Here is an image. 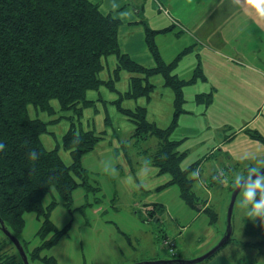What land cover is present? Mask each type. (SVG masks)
<instances>
[{
    "label": "trees",
    "instance_id": "16d2710c",
    "mask_svg": "<svg viewBox=\"0 0 264 264\" xmlns=\"http://www.w3.org/2000/svg\"><path fill=\"white\" fill-rule=\"evenodd\" d=\"M119 24L116 17L102 13L99 5L91 0H0V143L4 145L0 148V219L16 236L23 229L25 212H35L37 218H41L37 232L42 239L40 243L28 249L25 241H19L29 263L39 260L58 264L52 256H42L40 252L54 245L67 226L58 229L49 218L55 200L51 199L47 205L43 201L54 190L66 205L72 202L73 189L84 183L74 178V174L81 176L83 173L80 155L92 149L103 136L91 130L77 132L72 125L62 141L72 158L71 164L66 165L56 147H44L40 137L49 132L47 123L37 115L31 117L28 106L31 105L36 112L46 110L52 114L50 101L56 99L62 109L79 110L92 103L86 99L87 90L98 89L100 85L114 89V82L122 69L130 73L129 88L123 93L124 97L146 96L149 99L154 89L149 76L153 74H161L164 85L172 89L174 115L165 129L147 120L145 106L118 107L133 122L134 138L142 139L148 135L159 138L158 148L151 153L150 161L160 173L170 174L171 178L163 186L176 184L186 204L196 207L192 189L194 179L189 172L203 158L182 168L180 162L185 152L178 150L179 142L170 139L169 133L182 110V88L196 80L201 74L200 68L195 69L190 79H179L172 71L188 49L165 63L155 42V34L167 28L153 30L147 26L146 43L156 66H142L120 49ZM112 54L116 56L113 71L109 72L108 79L101 78L104 62ZM32 150L39 153L36 160L29 155ZM236 184L234 180L230 188L233 190ZM147 210L152 217L163 208L161 204L153 203ZM205 211L210 221L215 222L217 213L211 208H205ZM244 221L249 227L248 233H264V220L260 217L244 218ZM260 223L263 229H259ZM48 234L50 236L46 238ZM165 236L162 233L157 238L162 242ZM230 239L232 232L227 241ZM7 244L0 238V264H24L17 248L14 250L12 245L6 248ZM257 244L264 245V240Z\"/></svg>",
    "mask_w": 264,
    "mask_h": 264
},
{
    "label": "rangeland",
    "instance_id": "374dc122",
    "mask_svg": "<svg viewBox=\"0 0 264 264\" xmlns=\"http://www.w3.org/2000/svg\"><path fill=\"white\" fill-rule=\"evenodd\" d=\"M259 5L261 6L260 2ZM240 6L244 7L240 9ZM256 9V0H248L246 4L241 3L239 0L230 2L207 0L204 7L205 12L198 10L193 13H195L194 18L205 14V20L202 16L200 17L204 28L207 29L212 25L213 18L217 24H221L223 30L226 29L227 31L230 24L235 21L232 13L234 10L245 15L250 10L251 13ZM164 11L167 12L168 10ZM164 11L162 10L156 14L162 15ZM189 12L190 10L182 5V1L172 0V4H170L171 15L176 16V14L183 13L188 17V15H191ZM182 35L185 34L180 33V36ZM122 40L119 46L123 51ZM160 43L164 46L163 57L170 59L173 52L168 50L169 46L165 48L168 45L165 41ZM187 46L186 49L188 50L180 60L188 59V63L198 61L199 56L195 54L194 48L191 47L190 49L189 45ZM157 47H159L158 44ZM185 47L184 44H181L178 49L181 51ZM158 49L160 52V48ZM114 57L116 58L112 54L106 58L105 66L100 71L101 78L108 79L109 72L113 71L115 62H112V58ZM176 67L177 65L173 71H176ZM129 77L130 73L122 69L114 82V89L100 85L98 89L87 90L86 99L92 100V103L82 106L79 110L73 108L62 109L56 99L50 101L53 106L52 114L46 110L36 112L31 105L28 106L31 117L37 115L38 118L47 123L49 132L43 133L40 137L44 147L47 149L56 147L66 165L71 164L72 158L70 151L63 147L62 141L64 134L72 125L77 132L91 130L95 134L103 136L92 149L80 155V165L83 173L81 176L74 174V178L77 182L82 183L84 181V183L73 189L72 202L66 205L63 198L54 190L53 196H46L43 201V204L47 205L51 199L55 200L56 204L53 206L49 218L58 229L67 226V230L54 245L44 248L40 252L42 256H52L58 264H136L149 261L195 259L208 252L226 233L228 227L227 211L233 190L228 188L226 199L219 210L218 207H215L218 217L214 224L210 223L209 214L201 208L206 199V187L203 189L202 186L210 181L211 176L225 171V176H221L215 184H228V181L225 180L227 163L223 164V169L219 168V162L222 160L220 152L226 156L222 153L223 148L222 150H218L219 148H216V151L213 150L212 152H215L214 156L208 154L207 158L202 159L203 161L201 160L189 172V176L194 179L193 191L198 196V198H195L196 207L184 203L180 194L178 196L179 189L177 185L162 186L167 183L169 174L167 172L161 174L158 167L153 164H151L152 171L146 182L138 188L130 187L117 178L106 177L103 172L94 168L90 160L94 153L97 157H102L106 153L114 154L119 161L121 175H134L141 159H149L151 153L158 148L159 138L155 135H148L142 139H136L132 136L134 124L119 110L118 105L123 108H135L137 105L145 106L147 120L154 122L159 128H167L172 121L174 98L171 101L167 97L166 92L168 91L166 89L170 90L171 94L172 91L164 85L162 75L153 74L149 76L151 83H154V89L150 93L149 99L146 96L137 98L123 96V93L129 88ZM178 121L177 118V123ZM177 123L169 133L170 138H181L188 133L190 135V138L182 139L178 143V149L185 152L180 162V166L185 168L192 161L202 158L204 152L210 149L212 145L206 146L204 144L206 143L204 140L207 138V132H200L194 137L193 134L196 133L191 130V125L186 124L185 129H183L182 124L177 126ZM223 131H227L226 134H228L229 128ZM216 133L218 134V132ZM197 140L203 142L198 144ZM212 167L216 172H211L210 168ZM263 167L264 164L257 166L258 169ZM211 190H214V188L212 187ZM212 196L213 199L217 197V201L218 199L221 200L216 193ZM240 197L241 190L235 200L231 216L232 238L253 242L264 240L263 231L248 233L249 227L243 220L244 217L239 206ZM221 201L223 202V200ZM155 202L161 203L163 210L151 217L147 209H151L152 204ZM198 208L202 210H198ZM23 217V229L15 237L21 242L25 241L28 249H32L42 240L37 234L41 218H37L35 212H25ZM260 225L259 229H263V224L260 223ZM252 226L256 227V225ZM162 233L173 239L176 250L175 255L168 252L162 244L161 238H157ZM49 236L50 234L46 238H49ZM0 238L7 241L6 248H10L12 245L13 249H16L12 240L1 228ZM249 247L253 250H261L259 249L261 247L254 248L251 245ZM247 248L236 246L231 249L236 256L241 255L242 258L244 256L249 258L251 252ZM253 250L252 258H255ZM29 264L46 263L37 260Z\"/></svg>",
    "mask_w": 264,
    "mask_h": 264
},
{
    "label": "crops",
    "instance_id": "0c3cea01",
    "mask_svg": "<svg viewBox=\"0 0 264 264\" xmlns=\"http://www.w3.org/2000/svg\"><path fill=\"white\" fill-rule=\"evenodd\" d=\"M91 1L99 5L102 13H111L120 21L119 45L123 39V52L142 66L147 68L156 66L146 43V26L153 30H166L167 28L166 31L155 34V42L160 48L165 63L176 58L178 54L188 48L187 45L190 49L194 48L195 54L199 56L198 61L195 60L194 63H188V59L182 61L179 59L176 71H173L182 80L190 79L197 67L200 68L201 73L195 81L182 88L184 102L181 109L183 111L177 116L179 119L177 126L182 124V128L185 129L186 124L191 125V130L196 133L193 134L194 137L200 132H207L204 144L212 146L204 152L203 159L207 158L208 154L214 156L215 152L212 151H216V148H219L218 150L223 148L222 153L226 156L220 152L222 160L219 162V168L223 169V164L227 163L225 180L228 181V184H215L221 176H225V171H222V173H215L209 178V180L211 178L213 180L202 186L203 189L206 187V199L201 208H211L216 211L215 207H218L219 210L226 199L231 182L238 175L249 172L251 168L263 165L259 162L264 160V0H256L257 9L254 12L250 13V10L243 15L234 10L232 13L235 21L230 24L227 31L223 30L221 24H217L213 18L212 25L207 29L204 28L200 18L202 16L204 19L205 14L203 13V15L194 18L196 11L203 10L205 12L204 7L207 0H176L177 2L182 1L184 8L190 10L191 15L188 17L183 13L176 14V16L170 14L172 0ZM239 1L246 4L248 0ZM166 9L167 12L164 11ZM162 10L164 14H156ZM180 33L185 35L180 36ZM162 41L168 44L165 48L169 46L168 50L173 52L170 59L163 57L164 46L160 43ZM181 44L186 47L179 51L178 48ZM112 62H116L115 57L112 58ZM166 91H168L166 92L167 97L172 101L174 98L172 89V94L169 92L170 90L166 89ZM226 128H229L228 134H226L227 131H223ZM187 138H190L189 133L181 138L170 139L181 142L182 139ZM201 142L203 141L197 140L198 144ZM148 158L150 160L151 157ZM151 164L153 163L151 162ZM210 170L216 172L214 167ZM212 187L214 190H211ZM215 193L223 202L220 199L217 201V197L213 199L212 195ZM179 194L180 190H178V196ZM195 196L198 198L196 194ZM184 203L186 204L185 201ZM210 223L212 222L210 221ZM257 242H241V240L232 238L215 254L198 264H264V245H258ZM241 245L248 247L247 249L251 252L249 258L246 256L242 258L241 255L236 256L231 249L236 246L242 247ZM249 245L254 248L261 247L259 248L261 250H253ZM252 250L255 258H252Z\"/></svg>",
    "mask_w": 264,
    "mask_h": 264
},
{
    "label": "clouds",
    "instance_id": "9594fccd",
    "mask_svg": "<svg viewBox=\"0 0 264 264\" xmlns=\"http://www.w3.org/2000/svg\"><path fill=\"white\" fill-rule=\"evenodd\" d=\"M0 143V148H3ZM32 160L39 156L38 151L32 150L29 153ZM94 168L105 174L106 177L119 179L122 183L130 187H140L145 182L152 171L151 161L143 158L134 175L122 176L119 167V161L114 154L106 153L102 157H97L94 153L90 158ZM259 163L264 164V160ZM235 182L242 189L239 206L244 218L260 217L264 220V172L258 168H251L248 174H241L235 178Z\"/></svg>",
    "mask_w": 264,
    "mask_h": 264
},
{
    "label": "water",
    "instance_id": "95a60500",
    "mask_svg": "<svg viewBox=\"0 0 264 264\" xmlns=\"http://www.w3.org/2000/svg\"><path fill=\"white\" fill-rule=\"evenodd\" d=\"M261 172H264V167L259 169ZM241 188L238 186V184H236V186L234 187L232 194H231V198H230V202L228 205V211H227V220H228V227L226 230V233L224 234V236L222 237V239L216 244L214 245L208 252H206L205 254H203L200 257H197L195 259H175V260H170V261H162V262H147V263H136V264H157V263H162V264H198L202 261H204L205 259L211 257L213 254H215L222 246H224V244L226 243V241L228 240V238L231 235L232 232V227H231V216H232V211H233V207L235 204V200L237 198L238 193L240 192ZM0 224L1 227L3 229V231L9 236V238L12 240V242L14 243L15 247L17 248V250L20 252L22 258H23V262L24 264H29V261L27 259V255L21 245V243L19 242V240L10 232L8 231L4 225H3V221L0 219Z\"/></svg>",
    "mask_w": 264,
    "mask_h": 264
},
{
    "label": "built area",
    "instance_id": "2783aa9c",
    "mask_svg": "<svg viewBox=\"0 0 264 264\" xmlns=\"http://www.w3.org/2000/svg\"><path fill=\"white\" fill-rule=\"evenodd\" d=\"M163 245L167 248L168 252L171 253L172 255L175 254V243L172 238L169 236H165L162 240Z\"/></svg>",
    "mask_w": 264,
    "mask_h": 264
}]
</instances>
